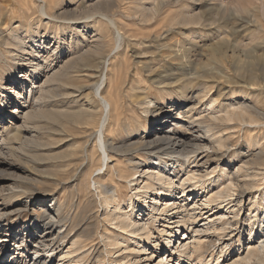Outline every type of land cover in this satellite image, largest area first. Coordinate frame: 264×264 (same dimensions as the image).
Returning <instances> with one entry per match:
<instances>
[{
	"label": "bare ground",
	"instance_id": "1",
	"mask_svg": "<svg viewBox=\"0 0 264 264\" xmlns=\"http://www.w3.org/2000/svg\"><path fill=\"white\" fill-rule=\"evenodd\" d=\"M36 1L46 27L63 14L55 11L60 0ZM136 1L125 32L110 16L118 0H97L90 7L80 0L82 15L98 19L90 31L69 23L67 45L55 31L49 36L53 43L43 41L28 21L15 28L9 17L7 27L0 4V30L7 28L0 37V103L12 109L0 112V156L7 168L0 178L16 181L14 167L28 179V165L44 160L38 155L46 147L39 138L41 121L56 124V118L78 115L76 146L63 154L50 195L32 190L14 205L19 208H0V217H7L38 206L42 216L0 228V264H264V109L245 98L208 96L209 82L228 83L230 62L235 76L250 74L258 86L255 75L264 73V59L255 55L264 46L260 10L240 0L234 8L211 5L203 14L194 8L200 0H188L168 14L163 7L180 0ZM257 28L249 41L237 42L240 30ZM174 34L184 36L183 45L167 44ZM204 47L211 55L201 59L196 51ZM141 75L143 85L125 89L134 95L124 91L128 77ZM73 79L80 84L68 92ZM56 98L62 108L77 105L80 111L49 109L46 104ZM79 98L84 102L77 103ZM127 113L129 127L123 124ZM129 128L141 140L132 142L131 134L116 142L119 131L128 135ZM235 131L250 133L245 154L229 152ZM59 189L69 192L59 196ZM212 239L217 244L204 249ZM11 242L16 254L7 261L2 253Z\"/></svg>",
	"mask_w": 264,
	"mask_h": 264
},
{
	"label": "rangeland",
	"instance_id": "2",
	"mask_svg": "<svg viewBox=\"0 0 264 264\" xmlns=\"http://www.w3.org/2000/svg\"><path fill=\"white\" fill-rule=\"evenodd\" d=\"M61 1V4H60V7H58V8H56V12H58V13H63L62 15H57L55 18H54V20H52L51 21V23H48V27H46L47 26V19L46 18H42V17H40V14H39V4H38V2L36 1V0H0V4L2 5V10H3V12L5 13V15H3V19L5 20V21H9V17H12L13 19H10V21H12V25L13 26H15V28H16V26L18 27V26H21V25H26V22L28 23V24H30L31 23V26L33 27V25H34V30L35 31H37L38 29V31L37 32H39L38 34H36V35H39V37L43 40V41H52V43L54 42L53 40H51L50 39V35H52V34H55V32H56V34L57 35H59V37H61V38H63V40H62V42H63V44L65 45H67L68 44V42L70 41V39H69V36L68 35H66L64 32L69 28L67 25H69V23L70 24H73V23H78L80 26H86V29L85 30H94L95 29V27L93 26L92 27V25H91V22L94 20V21H96V19H98V18H95V17H98L97 15H92V16H87V15H82V11H83V9H84V7H88V5H89V7H90V5L91 4H94V2H96L97 0H84L85 1V6L83 7V5H81L79 2H80V0H72V1H70V0H60ZM119 1V8L117 7L116 9H114L115 11L110 15L111 16V18H112V16L113 15H115V16H113V18H115L114 20L116 21V19L118 20V21H116L117 23H119V25H121V27L122 28H124L125 26H126V24L128 23V24H132V21H134L133 19H131V18H129V16L128 15H130L131 14V12H133V10H134V7L136 6V5H134V4H136L137 3V1L136 0H118ZM258 1V2H257ZM174 2V1H173ZM238 2L240 3V0H200V2L198 3V5L197 6H194V8H196L195 10L196 11H199L200 13H203V14H206L210 9V6L211 5H214V4H216V5H218V6H220L222 9H226L227 7L228 8H231V7H236L237 5H238ZM251 2V3H250ZM22 3H23V5H22ZM27 3V4H26ZM187 3H189V1L188 0H180V1H178V2H176V3H169V4H167V6H164L163 7V10H165V12H168V14H174V13H177L178 12V9H180L181 7H183L185 4H187ZM248 3H249V5L248 6H257L258 8H259V10H260V15H261V18H262V23H263V26L260 28V30H261V32L264 34V12H263V10H262V6L264 5V0H249L248 1ZM11 4V5H10ZM17 4V5H16ZM20 4V5H19ZM25 4H26V6H25ZM253 4V5H252ZM262 4V5H261ZM20 6H21V8H20ZM20 9H19V8ZM30 8V9H27V8ZM4 8V9H3ZM83 8V9H82ZM208 8V9H207ZM16 9V10H15ZM22 9V10H21ZM26 9V10H25ZM34 9V10H33ZM74 9V10H73ZM79 9V10H78ZM58 10V11H57ZM167 10V11H166ZM24 11V12H23ZM177 11V12H176ZM14 12V13H13ZM23 12V13H22ZM71 12H76V14L73 16H68V14L70 15V13ZM164 12V13H165ZM7 13V14H6ZM38 15H37V14ZM68 13V14H67ZM116 13V14H115ZM129 13V14H128ZM23 14V15H22ZM26 14V15H25ZM31 14V15H30ZM166 14V13H165ZM78 15V16H77ZM23 16H25V17H27V19L25 20V17H23ZM32 16V17H31ZM35 16V17H34ZM20 17V18H19ZM40 17V18H39ZM15 18V19H14ZM75 18V19H74ZM79 18V19H78ZM90 18V19H89ZM112 18V19H113ZM7 19V20H6ZM21 19V20H20ZM16 20V21H15ZM24 20V21H23ZM45 20V21H44ZM65 20V21H64ZM8 21L6 22V26L8 27V25H9V23H10V21H9V23H8ZM18 21H19V23H18ZM68 21V22H67ZM20 22H22V23H20ZM41 22H42V24H41ZM56 22V23H55ZM83 22V23H82ZM87 22V23H86ZM34 23V24H33ZM19 24H21V25H19ZM44 24H46V25H44ZM51 24V25H50ZM54 24H56V25H54ZM59 24H61V25H59ZM63 24V25H62ZM66 24V25H65ZM57 25H59L58 27H59V29H58V27H57ZM39 28H38V27ZM43 26V27H42ZM44 26H45V28H44ZM60 26H61V28H60ZM54 27H55V29H54ZM65 27V28H64ZM90 27V28H89ZM6 29L7 28H5V30L4 29H1L0 30V33H2V35L0 34V37H3V38H5V36H3V35H6L7 36V31H6ZM66 29V30H65ZM84 29L82 30L84 33H85V31H84ZM125 29V28H124ZM123 29V30H124ZM188 29V28H187ZM187 29H183V31H185V32H188L187 31ZM53 31H55V32H53ZM126 31H128L127 29H125V32ZM257 31H258V28L256 29V30H252L251 31V33L250 32H246V33H242L241 32V30L239 31V35L241 34L242 35V37L241 36H239L238 35V39H240V41L239 40H237V42H240V43H246L247 41H249L250 40V36H253L254 34H257ZM42 32H44V33H42ZM48 32H50V34L48 33ZM64 33V34H63ZM90 33H92V32H88V34H89V36H91L90 35ZM55 34V35H56ZM43 35V36H42ZM172 36H174V37H172ZM171 36V38H173V39H170L168 42H167V44H174L175 45V42H174V40L176 41V40H178V44H180L181 45V43H182V45H183V42H184V36H181V35H172ZM244 36V37H243ZM38 37V36H37ZM78 37V36H77ZM65 38V39H64ZM170 38V37H169ZM49 39V40H48ZM244 39V40H243ZM183 40V41H182ZM172 41V42H171ZM200 42H198L200 45H202V44H208V42L207 41H205V42H203V41H201V40H199ZM243 41V42H242ZM246 41V42H245ZM202 42V43H201ZM201 49V48H200ZM203 50H197L196 51V54H199V56H200V54L202 55V57H201V59H205V58H209L210 57V55H211V53H210V51H209V49L208 48H206V47H204V48H202ZM207 49V50H206ZM258 50V51H257ZM257 50H256V53H255V55L256 56H259V58H261L262 57V59H264V46H261V47H259V48H257ZM263 52V53H262ZM204 53V54H203ZM253 64H255L254 62H253ZM131 67L133 68L134 67V63H132V65H131ZM232 63L230 62L229 63V68H230V78H229V80H228V83L227 82H225V79L223 80H215L214 82H209L210 84H209V86H210V88H211V91L209 92V94H208V96L210 95V96H212V98L214 97V98H217L219 101H227L228 99H231V98H235V99H246V101L248 102V103H250V104H254V105H258V106H260L262 109H264V73H262V74H260V73H256V80H257V85L258 86H253L252 84H251V82H250V78L252 77V75L251 76H249L250 74H244V75H242L241 77H237V76H235V74H234V72H233V70H232ZM232 70V71H231ZM87 72H85V74H86ZM262 75V76H261ZM129 76V75H128ZM132 77V76H131ZM129 78L128 77V81H127V84H126V88L124 87V91H126L128 94H131V95H134V94H132V92L131 91H129L128 92V90H132V91H134L133 90V88L135 87V88H137V86L138 85H143V82H144V80L143 79H145V77L143 76V75H141V77H137L136 79H135V81H132L131 79L132 78ZM144 77V78H143ZM97 78V77H96ZM249 80V81H248ZM138 81H139V83H138ZM194 81L195 82H197L199 85H201L202 84V80L201 79H195L194 78ZM227 81V80H226ZM132 83V84H131ZM138 83V84H137ZM216 83V85L214 86V84ZM78 84H80V83H78ZM77 83H76V81H75V79H73L72 81H70L69 83H68V92H70V89L72 88V89H74V87L76 86V85H78ZM127 85H131V86H128L127 87ZM133 86V88H131ZM127 88H130V89H128V90H125V89H127ZM71 89V90H72ZM195 89L196 88H194L193 90L195 91ZM220 92H223V93H220ZM225 92V93H224ZM86 93H87V91H86ZM82 94H85V92H83ZM91 94V93H90ZM220 95H221V98H220ZM223 95V96H222ZM245 97H244V96ZM92 97H93V95H91ZM79 100L81 101V102H84V101H82V98H79L78 100H77V103L79 102ZM84 100V99H83ZM133 100V99H132ZM250 100V101H249ZM51 101H53L52 103H51ZM51 101H49V103H47L46 104V106H48V108L49 109H52V110H54V111H67L68 113H70V114H72V113H77L78 114V112L80 111V109L79 110H77L76 108H77V105L76 106H74V107H72V108H68V109H64V108H62V107H65L64 105H62V102H61V99H59V100H57V98L56 99H53V100H51ZM129 102V101H128ZM127 102V104H126V106L128 107V106H132V107H136V105L135 104H133V103H131V102H129L128 103ZM255 102V103H254ZM51 103V104H50ZM48 104H50V106L48 105ZM71 104V103H70ZM88 104H90L89 102H87L86 101V105H88ZM52 106V107H51ZM130 106V107H131ZM60 107V108H59ZM134 108H132V109H134ZM159 108V107H158ZM199 107L197 106V109H198ZM203 107L201 106L200 107V109H202ZM130 109V108H129ZM4 110V111H3ZM7 111H12V109H7V110H5V109H3V106H2V104L0 103V112L1 113H4V115H6V114H8V112ZM134 111H135V113H137L138 115H136V116H141V112H140V110H138L137 109V107L134 109ZM7 112V113H6ZM0 113V114H1ZM158 113V111H156L154 114H157ZM174 113H176V112H172V114L174 115ZM128 114V115H127ZM126 114V116H124V120H123V124H127V126H128V124L130 123V125H132L131 123H132V120H131V115H130V113H127ZM153 114V115H154ZM130 116V117H129ZM70 117H72V118H69L71 121H73V124H72V122L69 120V119H67V121L66 120H63L62 119V117H60V119L59 118H56V121H55V123L56 124H54L53 122H51V121H46V120H43V121H41V125L40 126H42L41 127V131H40V134H39V138H40V140L42 141V143H44V144H46L45 146L46 147H44L43 149H42V151H39L38 152V155L39 154H41V157H45L44 158V160L42 161V162H40V161H38V163H36V164H29L28 166H29V173L33 176H28L27 178L28 179H23V177L22 176H20V175H22V174H20L21 172H18L17 170H16V168H14L13 167V169H15L14 171H12V174H11V176L13 177V179L14 180H16V181H12V182H6V181H4L2 178H0V208H5V209H7L6 207L8 206H14V205H18L19 203L21 204L22 202H20V200H22V201H24V197L25 196H27V195H30V194H33V193H31L30 191H32V190H35L36 192H38V194L40 193V194H47L48 196L50 195V194H48V192L50 191V190H52L51 188H52V184H53V181H55L56 179H54L55 178V176H54V174L55 173H58V171H61L62 170V162H64V160H63V154L66 152V151H68L69 149H71V148H73L74 146H76V126H77V123H76V121H77V118H78V115H75V117L74 116H72V115H70ZM75 118V119H74ZM70 122H69V121ZM76 120V121H75ZM64 121V122H63ZM65 121L67 122V124L65 123ZM125 121H127V122H125ZM47 122V123H46ZM59 124H58V123ZM149 122V121H148ZM62 123L64 124V126L65 125H67V126H65V129H66V131H65V129L63 128V130H62V127L60 128V127H58L59 125L61 126L62 125ZM71 123V124H70ZM54 124V125H53ZM76 125V126H75ZM47 126V127H46ZM46 127V128H45ZM129 127V126H128ZM43 128V129H42ZM121 128V127H120ZM61 129V130H60ZM120 130V129H119ZM129 130V134L128 135H126V132L125 131H121V133H122V135H121V133H120V131H119V135L117 134L116 136L117 137H115L116 138V142H119V141H123V142H125L129 137H134V139L132 140V142H138V141H140L141 140V138H139L138 139V137L137 136H133V134H134V132L132 131H130V128L128 129ZM264 130V129H263ZM69 133H68V132ZM54 132V133H53ZM125 132V133H124ZM65 133V134H64ZM235 133H236V131H235ZM58 134V135H57ZM63 134V135H62ZM132 134V135H131ZM239 134V135H238ZM249 135H250V133H248ZM248 134H242V132H238V133H236L235 134V136H239L240 138L239 139H237V137H233V138H235V139H233V141H231L232 143H230L231 145H232V147L229 149V152H230V154L231 155H233L234 154V152L235 151H237V152H239V153H242V154H245L247 151H249L248 150V148L246 147V138H247V136H248ZM251 134H253V133H251ZM75 135V136H74ZM124 135V136H123ZM129 135H131V136H129ZM129 136V137H128ZM141 137H143V133L141 132V135H140ZM188 136V135H187ZM65 137V138H64ZM119 137V138H118ZM123 137V138H122ZM124 137H126V138H124ZM128 137V138H127ZM244 137V138H243ZM138 140H137V139ZM144 140H146L147 138H143ZM189 139V138H188ZM187 139V140H188ZM244 139H245V142H244ZM63 143H62V142ZM68 142V143H67ZM91 142V140L89 141V143ZM235 142H237L236 144H237V146H234L235 145ZM262 142V141H261ZM263 142H264V139H263ZM75 143V145L73 146V144ZM234 146V147H233ZM13 147H15L14 145H13ZM31 147V146H30ZM132 148H134L133 146H132ZM28 155H32V154H29V153H27ZM137 154H140V153H137ZM47 158V159H46ZM51 158V159H50ZM228 158H226V160H227ZM2 161H4V158L3 157H1L0 156V172H1V169L4 171V170H6L7 168H6V165H5V162H2ZM218 162H220V161H218ZM223 162V161H222ZM231 162V161H230ZM226 163V162H225ZM61 165V166H60ZM60 166V167H59ZM208 166H209V169H211V168H213L214 166H215V163L214 162H212V161H210L209 162V164H208ZM32 169V170H31ZM34 169V170H33ZM36 170V171H35ZM60 173V172H59ZM16 174V175H15ZM19 174V175H18ZM1 175V174H0ZM18 175V176H17ZM49 175V176H48ZM2 176V175H1ZM0 176V177H1ZM19 176H20V178H19ZM31 177V178H30ZM52 177V178H51ZM37 178V179H36ZM30 179H33V180H35V181H31ZM36 180H38V181H36ZM53 180V181H52ZM52 182V183H51ZM20 184V185H19ZM31 185H32V187H31ZM11 187V188H10ZM31 187V188H30ZM50 187V188H49ZM72 186H69V188H71ZM69 188H67V189H69ZM61 190V189H59V196L61 195H66L69 191L68 190ZM10 190V191H9ZM67 191V192H66ZM13 192V193H12ZM64 192V193H63ZM123 192V195H124V193H125V190H123L122 191ZM11 193V194H10ZM24 193V194H23ZM19 194H21V196H19ZM47 195L45 196V198L46 199H48V201H49V199L50 198H48L47 197ZM15 196V197H14ZM14 197V198H13ZM19 200V201H18ZM61 200V199H60ZM62 201V200H61ZM4 206H6V207H4ZM20 207V205L19 206H14V207H12V209H11V211L12 210H14V209H16V208H19ZM10 209L6 212L7 214H9V211H10ZM40 211H39V207L38 206H36V207H33V206H29V205H27V207H26V209L24 210V211H21V212H19V213H16V212H13V213H11V215H9V216H1L0 217V228H1V230H2V232L3 231H8V230H10V224H11V221H13V222H15V223H17L18 225H22L24 222H25V220H27L28 218H30V217H35V214H38ZM38 215H40V214H38ZM41 216V215H40ZM42 217V216H41ZM10 218V219H9ZM200 224V223H199ZM202 224V223H201ZM200 224V225H201ZM17 225V226H18ZM13 228H16V226L15 227H12V229ZM2 232H0V236L2 237L1 239H3L4 237V234L2 233ZM216 239V238H215ZM247 241H245V243H246ZM208 244V245H207ZM217 244V242H216V240H214V239H212V241L211 242H208V243H206V245H207V247L205 248L204 247V249H207V248H210L211 249V247H212V245H216ZM11 245V246H10ZM10 245H9V248L7 249V250H3V258L5 259V260H11V257L12 256H14L16 253H12V251H13V247H15V245H14V242L12 243H10ZM16 248V247H15ZM21 249H23V250H25V248L24 247H21ZM27 253H29L28 251H26ZM0 263H1V261H0Z\"/></svg>",
	"mask_w": 264,
	"mask_h": 264
}]
</instances>
